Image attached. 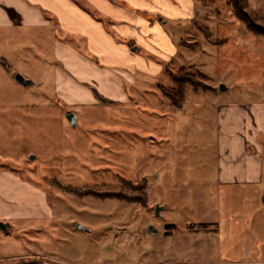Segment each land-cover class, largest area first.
Returning <instances> with one entry per match:
<instances>
[{
  "label": "rangeland",
  "instance_id": "rangeland-1",
  "mask_svg": "<svg viewBox=\"0 0 264 264\" xmlns=\"http://www.w3.org/2000/svg\"><path fill=\"white\" fill-rule=\"evenodd\" d=\"M198 1L201 26L189 24L182 34L197 44L173 62L157 58L163 70H139L136 83L119 74L129 104L102 89L81 90L86 98L67 94L56 42L103 63L57 18L50 27L0 26V222L11 224L0 229V264H202L250 251L264 257V180L221 182L217 114L223 104L264 100V37L236 19V0ZM249 2L264 16V0ZM183 67L208 78L198 90L188 85L177 108L159 85L171 87L168 69ZM18 73L34 84L18 82Z\"/></svg>",
  "mask_w": 264,
  "mask_h": 264
},
{
  "label": "crops",
  "instance_id": "crops-1",
  "mask_svg": "<svg viewBox=\"0 0 264 264\" xmlns=\"http://www.w3.org/2000/svg\"><path fill=\"white\" fill-rule=\"evenodd\" d=\"M81 1L83 3L77 0H0V26L50 27L55 17L64 32L82 36L87 49L100 58L103 67L83 55L74 44L56 42V55L66 67L60 70L64 79L62 87L69 96L86 98L81 90L92 91L93 88L94 91L95 88V91L102 89L107 97L129 104L131 101L125 93L127 85L121 74L130 83H136L135 73L139 70L159 74L163 66L157 58L173 62L182 57L188 44H197L188 43L182 34L188 33L189 24L201 26L197 22L198 0ZM134 47L138 50L134 51ZM142 51L152 59L146 61L140 54ZM108 65H115L114 70L108 69ZM167 72L174 73L169 69ZM217 114L221 131V182L236 185L263 182L264 100L223 104ZM33 200L36 202L39 198L33 197ZM202 264H264V257L250 251L241 259Z\"/></svg>",
  "mask_w": 264,
  "mask_h": 264
},
{
  "label": "trees",
  "instance_id": "trees-1",
  "mask_svg": "<svg viewBox=\"0 0 264 264\" xmlns=\"http://www.w3.org/2000/svg\"><path fill=\"white\" fill-rule=\"evenodd\" d=\"M200 1L206 2L209 0H200ZM233 14L239 22L245 25L248 31H250L251 33L257 36L264 37V16L260 15L259 12L251 8L249 0H236V4L233 7ZM203 30L208 38L212 36V34L207 29L202 27V31ZM223 41L224 39L219 40V43H222ZM192 69H196V68L191 67V69H188L190 71H188L185 67H183L176 73L173 72L170 73V78L172 81L171 87L160 85V90L163 93V95L172 103L173 106L177 108H182L184 106L185 89L188 85H191L196 90H198L201 87H204L203 80L208 78L207 75L204 74L203 72L197 70V73H195ZM197 77L200 79V81L199 79H197ZM67 188L69 191L78 194L97 195L98 197L101 196V192H97V191L86 192V191H79L78 189L75 188H69V187ZM109 196H113V194ZM20 262L21 264H44L41 260H36V259L32 261H20Z\"/></svg>",
  "mask_w": 264,
  "mask_h": 264
},
{
  "label": "water",
  "instance_id": "water-1",
  "mask_svg": "<svg viewBox=\"0 0 264 264\" xmlns=\"http://www.w3.org/2000/svg\"><path fill=\"white\" fill-rule=\"evenodd\" d=\"M133 50H134V51H137V50H138V47H134ZM16 80H17L18 82H20V83L26 85V86H28V85H33V84H34V82H33L31 79L26 78L24 75H22V74H20V73H18V74L16 75ZM224 89H225V86L222 85V86H221V90H224ZM67 118H68L69 121L72 122L74 125L77 124V117H76V115H75L74 113H69V114L67 115ZM161 210H162V207H160V206L157 207V214H160V211H161ZM10 226H11V224H9V223L0 222V229H7V228L10 227ZM78 227H79V228H82L80 225H78Z\"/></svg>",
  "mask_w": 264,
  "mask_h": 264
}]
</instances>
